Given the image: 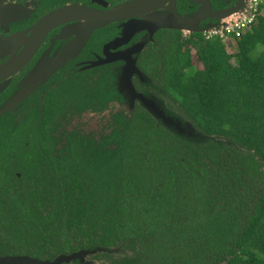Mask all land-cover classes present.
Instances as JSON below:
<instances>
[{"label":"trees","instance_id":"obj_1","mask_svg":"<svg viewBox=\"0 0 264 264\" xmlns=\"http://www.w3.org/2000/svg\"><path fill=\"white\" fill-rule=\"evenodd\" d=\"M230 36L233 53L219 35L177 41L160 76L198 131L230 143L194 145L137 110L99 137L97 164L53 174L41 226L9 204L0 249L41 256L27 243L47 238L52 255L119 247L109 264H264V14Z\"/></svg>","mask_w":264,"mask_h":264},{"label":"flooded vegetation","instance_id":"obj_2","mask_svg":"<svg viewBox=\"0 0 264 264\" xmlns=\"http://www.w3.org/2000/svg\"><path fill=\"white\" fill-rule=\"evenodd\" d=\"M238 1L248 3L0 0V220L9 214V204H27L33 211L35 227L41 226L40 218L47 211L37 205L51 203L53 174L58 177L59 169L64 171L74 162H99L101 157L95 145L100 137V123L106 126L125 122L127 101L124 91L119 90V82L122 76L130 74L132 59L138 69L162 86L160 76L166 72L165 62L174 48L178 49L177 41L194 42L201 36L207 39L219 35L157 25L170 24L176 12L185 18L197 13L200 21L196 27L219 29V24L227 22L230 16L221 19L215 14L234 7ZM56 59L64 60L57 64ZM53 66L55 70L27 96L18 95L17 101H11L28 78L33 76L35 83ZM135 86L138 88V81ZM154 86L143 85L152 94L157 92ZM172 102L171 107L177 104L173 98ZM135 106V112H141L139 105ZM99 233L92 235L97 238ZM73 242L76 245L70 251L54 255L47 238L27 243L28 251L41 256L8 254L1 249L0 254L51 260L61 253L88 248Z\"/></svg>","mask_w":264,"mask_h":264},{"label":"water","instance_id":"obj_3","mask_svg":"<svg viewBox=\"0 0 264 264\" xmlns=\"http://www.w3.org/2000/svg\"><path fill=\"white\" fill-rule=\"evenodd\" d=\"M248 1V3H247ZM243 5L242 1H238L234 7L226 10L220 11L215 14L217 18L223 19L225 16H230V19L227 22L219 24V29H209V28H198L196 25L199 23L200 19L197 17V13H194L185 18L180 16L176 12V16L171 20V23H161L157 27H173L180 29L182 31H202L207 32L210 35L216 33H224L227 29H232L238 26L242 21L246 20L250 14V9L252 7L251 0H247ZM54 16V13L49 17ZM100 19V18H99ZM192 26L193 28L189 29L188 27ZM64 59H56L54 62L60 64ZM53 66L51 69H47L44 74L39 76L41 80H37L35 83L33 81V76L28 78V81L23 85V89L18 90V94L14 95L11 99L12 102L17 101L16 96L20 95L21 98L27 96L39 83L45 80L55 69ZM128 69V68H127ZM34 73H31L33 75ZM138 81V88L135 86V82ZM152 81V82H151ZM30 83V85H29ZM151 84L156 85L157 92L152 94L149 88H144L143 85ZM155 87V86H154ZM119 90L124 91L123 95L126 97L127 105H125L127 114L124 117L125 121L123 125H128L133 117V114L136 110L135 104H138L139 107L149 114L156 122V124L164 128L169 133L181 138L185 141H188L194 145H199L202 142H209L214 140L215 142H229L226 138L218 137L216 135H208L201 131L197 130V127L194 125L193 121L187 117V115L179 108L178 104L173 107L170 104L172 102L171 96L166 92L163 86H159L155 81L151 80L147 75H145L138 67L135 65V60H131V71L127 76H122L119 82ZM123 97V102L125 101ZM104 123H100V136L108 135L114 127V124L103 126ZM120 248L116 247L114 249H105L102 247H96L93 249H82L70 254H59L51 260H42L36 257H31L28 255H7L0 254V264H61L68 263L69 261H78V263H83L86 261H96L95 264H109L113 260L119 259L120 257ZM97 252H101L99 257L92 256ZM107 253L108 255H104ZM86 264V263H85Z\"/></svg>","mask_w":264,"mask_h":264},{"label":"built area","instance_id":"obj_4","mask_svg":"<svg viewBox=\"0 0 264 264\" xmlns=\"http://www.w3.org/2000/svg\"><path fill=\"white\" fill-rule=\"evenodd\" d=\"M264 2V0H251V9H250V14L248 18L244 21H242L238 26L232 28V29H227L224 33H218L219 36H221L225 42V39L230 37L232 39V36L230 34L235 33L236 35H239L242 31L250 29L254 21L256 20L257 16L263 13V8L261 7V4ZM226 44V43H225Z\"/></svg>","mask_w":264,"mask_h":264},{"label":"rangeland","instance_id":"obj_5","mask_svg":"<svg viewBox=\"0 0 264 264\" xmlns=\"http://www.w3.org/2000/svg\"><path fill=\"white\" fill-rule=\"evenodd\" d=\"M263 13H264V8H263ZM225 43H226L227 50L229 53H233L236 50V48L234 46V40H232L230 37L225 39ZM193 59H194V57H193Z\"/></svg>","mask_w":264,"mask_h":264}]
</instances>
